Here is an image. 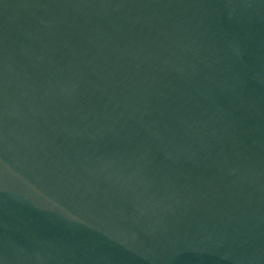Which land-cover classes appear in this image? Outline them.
Segmentation results:
<instances>
[{
    "label": "water",
    "instance_id": "1",
    "mask_svg": "<svg viewBox=\"0 0 264 264\" xmlns=\"http://www.w3.org/2000/svg\"><path fill=\"white\" fill-rule=\"evenodd\" d=\"M0 264H264V0H0Z\"/></svg>",
    "mask_w": 264,
    "mask_h": 264
}]
</instances>
